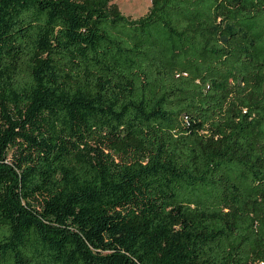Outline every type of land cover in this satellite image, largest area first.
<instances>
[{
	"label": "trees",
	"instance_id": "16d2710c",
	"mask_svg": "<svg viewBox=\"0 0 264 264\" xmlns=\"http://www.w3.org/2000/svg\"><path fill=\"white\" fill-rule=\"evenodd\" d=\"M0 264H264V0H0Z\"/></svg>",
	"mask_w": 264,
	"mask_h": 264
},
{
	"label": "rangeland",
	"instance_id": "374dc122",
	"mask_svg": "<svg viewBox=\"0 0 264 264\" xmlns=\"http://www.w3.org/2000/svg\"><path fill=\"white\" fill-rule=\"evenodd\" d=\"M120 11L127 17L136 19L147 13L151 0H112Z\"/></svg>",
	"mask_w": 264,
	"mask_h": 264
}]
</instances>
